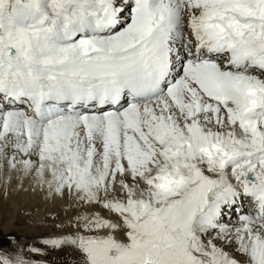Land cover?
Returning <instances> with one entry per match:
<instances>
[{
  "label": "snow or ice",
  "instance_id": "1",
  "mask_svg": "<svg viewBox=\"0 0 264 264\" xmlns=\"http://www.w3.org/2000/svg\"><path fill=\"white\" fill-rule=\"evenodd\" d=\"M0 172V264H264V0H0Z\"/></svg>",
  "mask_w": 264,
  "mask_h": 264
},
{
  "label": "rangeland",
  "instance_id": "2",
  "mask_svg": "<svg viewBox=\"0 0 264 264\" xmlns=\"http://www.w3.org/2000/svg\"><path fill=\"white\" fill-rule=\"evenodd\" d=\"M6 172H0V244L9 245L8 237H15L21 244L31 243L34 238L43 232H51L50 218L45 221L46 214L51 213L65 220L72 215L73 205L70 198L52 202L46 200L43 193L22 191L17 189L18 178L7 181ZM28 182L24 187L28 188ZM28 212L29 215L24 213ZM40 222L43 226H39ZM57 253L51 254V260L58 264Z\"/></svg>",
  "mask_w": 264,
  "mask_h": 264
}]
</instances>
